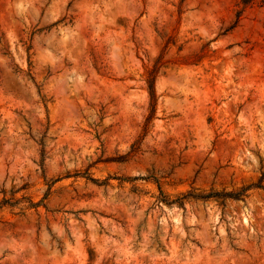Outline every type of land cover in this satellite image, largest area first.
Segmentation results:
<instances>
[{
	"label": "rangeland",
	"instance_id": "rangeland-1",
	"mask_svg": "<svg viewBox=\"0 0 264 264\" xmlns=\"http://www.w3.org/2000/svg\"><path fill=\"white\" fill-rule=\"evenodd\" d=\"M0 264H264V0H0Z\"/></svg>",
	"mask_w": 264,
	"mask_h": 264
},
{
	"label": "trees",
	"instance_id": "trees-1",
	"mask_svg": "<svg viewBox=\"0 0 264 264\" xmlns=\"http://www.w3.org/2000/svg\"><path fill=\"white\" fill-rule=\"evenodd\" d=\"M151 100L153 101V94L151 93ZM153 104V103H152ZM242 191V190H241ZM242 192H237V193H225V195L227 196H231V197H235V198H238L239 195H241ZM217 194L213 193V192H207V193H192V192H188V193H185L184 195L180 196V197H177L176 198V202L179 204V205H182L184 203V199L186 197H194V198H200V199H207V198H210L212 196H216ZM166 199V198H165ZM166 203H170V201L168 200H164Z\"/></svg>",
	"mask_w": 264,
	"mask_h": 264
}]
</instances>
